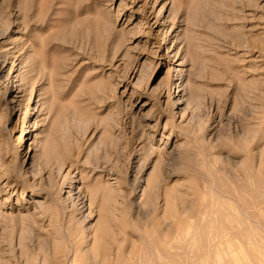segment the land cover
I'll list each match as a JSON object with an SVG mask.
<instances>
[{"label":"rangeland","instance_id":"1","mask_svg":"<svg viewBox=\"0 0 264 264\" xmlns=\"http://www.w3.org/2000/svg\"><path fill=\"white\" fill-rule=\"evenodd\" d=\"M0 264H264V0H0Z\"/></svg>","mask_w":264,"mask_h":264},{"label":"bare ground","instance_id":"2","mask_svg":"<svg viewBox=\"0 0 264 264\" xmlns=\"http://www.w3.org/2000/svg\"><path fill=\"white\" fill-rule=\"evenodd\" d=\"M44 29V28H43ZM34 44V43H33ZM34 47V46H33ZM33 59V58H32ZM38 63V62H37ZM42 63V62H41ZM43 64V63H42ZM43 65H45V64H43ZM39 66V65H38ZM32 70V69H31ZM51 73V72H50ZM19 74V73H18ZM52 74V73H51ZM50 74V75H51ZM52 80V79H51ZM17 81L19 82L20 81V78H18L17 79ZM179 100V99H178ZM186 108V107H185ZM185 108L183 109V114H185L186 112V110H185ZM185 112V113H184ZM29 124V123H28ZM27 124V122H26V125H25V128H24V130H23V132H25V131H28L29 130V134H30V132H31V128H30V125H28ZM25 137V134L23 135V138ZM24 140H25V138H24ZM35 144H36V142H35ZM38 144V143H37ZM39 145V144H38ZM37 146V145H36ZM38 147V146H37ZM40 148V147H39ZM37 149V148H36ZM32 151H33V149H32ZM34 151H35V149H34ZM38 151V150H37ZM54 151V150H53ZM56 154V153H55ZM56 157V155H53V152H47L46 154H45V160H46V162L47 163H50L52 160H53V157ZM58 156V155H57ZM106 170V169H105ZM113 172V171H112ZM39 174V173H38ZM73 181H78V179H76V180H73ZM113 182H110V185H115L116 186V184H118V181H117V179H115V177H114V179L112 180ZM120 184V183H119ZM118 184V185H119ZM117 185V186H118ZM99 186V185H98ZM147 186V185H146ZM90 187V186H89ZM98 187H92V188H90V195H91V202H90V205H89V207L92 209V204L94 203V200L93 199H95V197L98 195V192H97V189ZM15 188H13V192L12 193H16V191L14 190ZM88 189V188H87ZM85 191H88V190H85ZM109 194V193H108ZM35 195V194H34ZM79 196L81 197V199L82 198H85L86 196L85 195H83L82 196V193L81 194H79ZM102 196V195H101ZM89 199V198H88ZM87 200H82L81 201V203H82V206L81 207H84V206H87V204L85 203ZM79 204V203H78ZM5 205H7L6 206V208H10L11 206H10V204L8 205V203H6ZM78 206V205H77ZM75 212V211H74ZM67 215H72V214H74V213H66ZM86 226H83V228H82V233H83V235H84V233H86ZM89 235H90V238H88V235L87 236H85L84 235V237H81V239L79 240V241H76L75 242V244H73L71 247H70V250H69V252L67 253V256H72L73 257V259H75L76 258V256H77V254H78V252L80 251V252H86V253H90L91 251H94L95 249H97L95 246H97V244L100 242V240L102 239V236H103V232H101V229H100V227L99 226H95V228L93 229V231L92 232H90L89 231ZM81 240H83V243H86V244H81ZM86 245V246H85ZM91 254H92V252H91ZM120 261H121V255H118V259H117V262H119L120 263Z\"/></svg>","mask_w":264,"mask_h":264}]
</instances>
